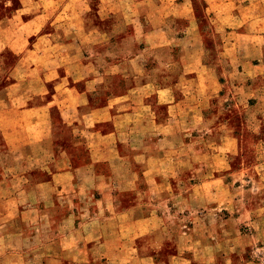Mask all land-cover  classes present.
Masks as SVG:
<instances>
[{
    "label": "crops",
    "instance_id": "obj_1",
    "mask_svg": "<svg viewBox=\"0 0 264 264\" xmlns=\"http://www.w3.org/2000/svg\"><path fill=\"white\" fill-rule=\"evenodd\" d=\"M146 1L0 0V264H264V194L207 162L264 36L214 60Z\"/></svg>",
    "mask_w": 264,
    "mask_h": 264
},
{
    "label": "rangeland",
    "instance_id": "obj_2",
    "mask_svg": "<svg viewBox=\"0 0 264 264\" xmlns=\"http://www.w3.org/2000/svg\"><path fill=\"white\" fill-rule=\"evenodd\" d=\"M141 6L160 10L189 48L214 60L222 43L236 42L244 54L250 38L264 36V0H147ZM218 64L221 73L228 74L229 61L221 59ZM229 88L236 98L231 101L232 129L218 154L207 160L208 170H220L226 176L241 172L243 182L248 179L264 194V85L229 82L228 93ZM260 258L264 260V255Z\"/></svg>",
    "mask_w": 264,
    "mask_h": 264
}]
</instances>
